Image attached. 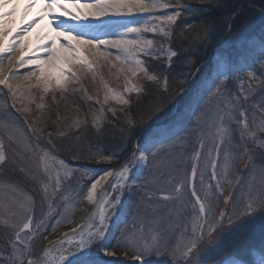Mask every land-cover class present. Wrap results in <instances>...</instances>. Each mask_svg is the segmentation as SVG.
<instances>
[{"label": "rangeland", "instance_id": "obj_1", "mask_svg": "<svg viewBox=\"0 0 264 264\" xmlns=\"http://www.w3.org/2000/svg\"><path fill=\"white\" fill-rule=\"evenodd\" d=\"M165 1L173 3L175 7H167L161 0H140L148 7L143 11L133 9L139 15L155 13L159 16L155 20L156 31L163 36V40L177 19L178 13L172 9L183 6L189 9L193 6L191 0L177 2L179 4L177 0ZM247 10L234 21L238 30L246 25V17L253 13L252 7ZM118 12L125 14L129 11L127 8L117 12L109 10L108 14ZM245 34L251 35L252 32ZM162 39L154 40L155 45L142 37L133 45L122 42L118 56L112 61L105 62L90 56L85 58L87 68H81V64L70 60L68 66L76 75L73 77L71 72L66 71L68 78L61 76L59 84L56 83L54 69L45 64L43 77L41 71L36 74L30 70L33 73L30 77L31 72L18 69L12 75L15 83L11 76L0 73V81H4L0 86L6 91V100L23 116L19 121L8 118L7 114L0 115V133L13 140L15 134H23L30 129L34 136L29 138L22 135L20 144L9 142L8 147L11 148L6 150L0 144V151L5 155V161L0 163V230L6 234L0 240H10L4 242L9 255L0 257L2 264H27L29 260L32 264H62L61 257L65 256L63 249L69 244L76 247V241L84 235L87 226L94 224L95 219L91 218L88 222L87 216L83 215L87 213L82 209L84 202L88 201L90 211L92 209L93 215L97 214L98 204L107 198L116 183H113L115 176L123 170L121 163L129 164V170L136 169L131 168V161L126 158H120L123 159L121 162L115 161L119 152L114 151V146L99 145L98 133L105 128V125L100 127L103 119H106L108 128L119 117L122 121L129 120L128 116L124 118L125 112L141 94H136L134 90L139 86L143 93V81L148 79L144 64L134 55L138 54L140 48L145 52H153L155 48V54L159 55L156 46ZM31 42L36 43L34 40ZM162 55L165 60L162 64L166 65L173 53L166 48ZM222 66L220 72L224 70ZM256 67L264 68V65ZM198 72L199 68L192 75ZM262 77L264 79V72ZM206 81L204 78L202 83ZM207 82L211 83L212 79ZM194 84L190 87L185 85L184 93ZM261 85L254 97L264 104V80ZM76 97H80L81 102H77ZM2 106L0 101V108ZM203 106L205 109H202ZM251 106L248 102L231 99V96L229 101L221 99V92L217 88L209 89L200 107L202 114L211 117L207 120L210 124L197 118L188 132L150 154L153 168L144 183L139 184L133 220L128 225L116 222L120 228L119 235L110 238L105 246L113 252L108 251L110 255L103 253V258L113 260L115 264H208L212 256L204 251L218 243L222 235L230 236L239 231L248 219L264 215V142L258 140V136L264 139V134L260 135L264 127L261 129L258 114ZM160 113L156 110L154 114ZM157 118L153 117L151 121ZM214 120H218L219 124ZM151 121L143 123V127L150 125ZM234 122L237 123L231 134L226 129ZM124 123L134 127L130 121ZM133 129L130 128L131 131ZM88 132L94 136L92 142H89L90 138H84ZM215 133L219 136L216 142L213 137ZM226 135L232 142L230 147L233 152L221 148L222 145L227 146L223 144ZM30 139L31 145L27 143ZM95 143L98 147L94 146ZM75 145L77 151L72 149ZM45 146L61 151L63 148L70 149L75 163L85 160L87 163L82 165L83 169L78 168L77 173L72 164H66L45 151ZM30 149L33 153L28 152ZM113 153L116 156L114 161L113 157H109ZM145 157L135 159L140 162ZM96 165L111 166L112 170L101 175L110 179L100 181L92 189L97 178L89 177L86 166ZM211 175L216 176L213 181ZM128 176L131 186L136 185L137 174L128 173ZM103 184L106 185L102 187ZM90 190L93 193L91 200L88 198ZM127 190L131 189L122 186L113 190L112 201L108 203L105 213L103 235L121 212ZM193 192L197 195L194 196ZM201 203L205 206L204 213L200 212ZM172 218L177 223L182 221L183 227L178 229L180 225L173 224ZM25 223L29 224V228L24 229ZM109 228L113 231V228ZM193 243L196 247L191 253L182 255ZM14 245L17 254L13 257L19 260L10 258L14 254ZM93 249L90 245L86 247L87 258L97 264L98 256L92 254ZM98 251L99 248L95 252ZM201 253L203 259L200 258ZM80 259L78 254H72L63 264H78Z\"/></svg>", "mask_w": 264, "mask_h": 264}, {"label": "trees", "instance_id": "obj_2", "mask_svg": "<svg viewBox=\"0 0 264 264\" xmlns=\"http://www.w3.org/2000/svg\"><path fill=\"white\" fill-rule=\"evenodd\" d=\"M190 2L193 6L188 20L177 25L173 38L170 40V47L176 52L171 67L166 70L159 60L150 61L153 68L155 67L154 73L167 76V87L160 86L159 82L157 84L146 82L144 93L138 96L125 112L124 118L128 116L129 120L122 121L120 117L114 119L112 121L114 124H110V128L107 127L108 124H105V128L98 133L99 145L114 146V151L119 152L118 156L126 153L132 142L138 138L137 135L143 123L167 113L178 101L182 92L185 91L186 82L199 64L205 60L206 55L221 47L224 40L235 36L240 31L234 21L242 17L245 10L252 7L253 13L246 17V25L242 30L258 22L260 14L264 12V0H191ZM234 16L237 17L234 19ZM156 110L161 113L154 114ZM129 121L134 127L124 123ZM130 128L134 129L131 131ZM84 138H90L89 142H92L94 136L88 132ZM94 146H97L96 143ZM72 149L75 150V147ZM63 152L73 154L70 149H64ZM257 222L246 225L232 236H224L222 238L225 242L224 248L237 257H247L244 246L252 245L248 243V240H252V233L256 231L253 226ZM263 227L264 222L259 225L257 231H261Z\"/></svg>", "mask_w": 264, "mask_h": 264}, {"label": "snow or ice", "instance_id": "obj_3", "mask_svg": "<svg viewBox=\"0 0 264 264\" xmlns=\"http://www.w3.org/2000/svg\"><path fill=\"white\" fill-rule=\"evenodd\" d=\"M39 3L42 8L39 12V18L44 19L48 18V27L52 28V30L55 32V36L48 38V37H41L37 36V41L40 42V44L43 47H47L46 45H43V41L45 39H50V42L52 43L53 47L51 48L52 55L49 56L48 60H37L35 63H37L38 66L41 67V77H43V65L45 63H51L53 65V68L56 75V83H60V77L63 76L64 78H68L65 75V72H71L72 76L74 77L76 74L72 72L71 68H69L68 63L66 62L65 58L61 54V52L66 53L67 56L70 58L72 56L79 57L82 55L80 53V48L76 47L74 45H66L62 50H59L56 48V41L61 36H65L69 41L76 40V44L83 46L85 44L89 45L90 47H96L98 45L106 44L107 41L100 40L98 37H89L87 39L80 38L82 37V33L76 32L73 33V30L71 28H63L57 25V27L53 28V24L57 23V18L53 15V12L55 9L58 8H64V11L61 12V15H69L67 12L66 7L64 6V0H25V3L23 4V13L21 14V20H23V17L28 14L29 9L36 6V4ZM5 5H10V11L4 12L2 9ZM75 6V5H73ZM20 7L19 0H0V60L4 58L3 54L10 53L13 50L14 44L17 42L15 38L9 39V37H12L13 32L17 31V26L15 25L14 20L9 19V17H12L13 13H15L18 8ZM80 7L91 10V15L94 18L102 17L106 14L107 9L112 10H122L124 8H127L129 12H132L133 9L139 8L141 11L145 10L148 6L146 4H143L140 2V0H96V3L93 4H83L80 5ZM85 21H87V13L81 14ZM73 20H76L77 23H80V18L76 15H72L71 17ZM171 19V17H169ZM36 21L33 20L32 22L28 23L27 26L23 29H20L24 33H28L29 29L32 28L33 24H35ZM91 25V21H87L84 24V27H89ZM133 31H137V29H133ZM24 40H27V35L24 36ZM5 41H8L5 43ZM124 43H130V42H124ZM151 43V41H149ZM119 46V45H117ZM127 47H125V51H127ZM23 52H21V56L19 57L20 61L23 62ZM175 55V53H173ZM77 62H80L79 60ZM135 75V72L133 73ZM149 79H153V77H149ZM0 83H4V81H0ZM108 157H105L107 159ZM5 161V155L2 151H0V163H3ZM129 169L125 166L122 172L120 173L122 176L127 173ZM100 183L99 180L95 181L92 184V189H95L97 185ZM193 195H197L195 192H193ZM93 193L90 190L88 193L89 200L92 199ZM197 199H199L197 197ZM200 212H205V206L203 203L200 204ZM104 215L101 213V225L103 224ZM24 229L29 228V224L25 223L23 225ZM75 231V230H74ZM99 233L101 235V238H103V232L100 228L95 229V231H90L87 236L81 235L80 240L76 244V254H78L81 259L78 261V264H93L92 261H90L87 256L86 251V245L88 241H91L92 238ZM19 233H17V240H19ZM196 247L195 243L192 244V247L188 249L186 253H182V255H189L191 251ZM106 251V249H105ZM110 255V253H107ZM175 258V254H174ZM67 259V256H62L61 261L63 264V261ZM0 264H2V261H0ZM27 264H32V261L29 260Z\"/></svg>", "mask_w": 264, "mask_h": 264}, {"label": "bare ground", "instance_id": "obj_4", "mask_svg": "<svg viewBox=\"0 0 264 264\" xmlns=\"http://www.w3.org/2000/svg\"><path fill=\"white\" fill-rule=\"evenodd\" d=\"M24 3H25V0H20L19 2L20 7L18 8L14 16L12 17V20H14L15 25L20 27V29L25 28L28 23L38 18L39 17L38 14L42 8L40 4H36L35 7L29 9L28 14L23 17V20H21V14L23 13ZM93 3H96V0H91V1H88L87 3H84L83 1L80 3H76V4L70 3L67 6L64 5L69 15H61L60 11H64V8L55 9L53 12V15L56 18H58L59 16H64L65 23H62L63 28H71L73 30V33H76V32H79L78 30L79 26H83L84 29L81 30L80 33L88 34V36H91L92 35L91 33H94V35H96L100 40L107 41V43L98 45L96 47H90L87 44L80 46L76 44V40L69 41L65 36H61L56 41L55 46L57 49L62 50L66 45H74L76 47H79L80 51L82 48H86L87 54L89 56H91L94 53L99 60L103 56L115 54L117 52V45L121 43L122 40L126 36H131V34L129 32H126L125 30L127 25L129 24V21H128V18L125 17L124 15L120 13L117 15L106 13L102 17L94 18L91 15V10L80 7V5H83V4H93ZM107 10H112V9H107ZM83 13H87V21H91V25L89 27H84V24L87 21H85L84 17L81 15ZM72 15H76L80 18L79 24L77 23L76 20H73L71 18ZM45 19H48V18H45ZM56 24H58V22ZM47 25H48V21L40 22L36 26V28L31 29L26 34H23L22 37L20 38L21 43L18 49L15 48L16 53L13 56V58L8 61H3V60L0 61V72H4L3 74L5 76L7 75L11 76V79H13L12 75L16 74L15 71L17 70L18 67H20V65H18L21 63L19 59V55L21 54V52H25V51L26 52L28 51V53L30 54L32 53L36 55V57H32V58H37L34 61H30L24 64L26 70H30L32 67L38 66L37 63H35V61L37 60L47 61L49 56L52 55L50 50L53 47V45L50 42V39H45L43 41V45L47 46L46 48L43 47L40 44V42L37 41V36L48 37V38L55 36V32H51L50 29L52 28H49ZM54 26L55 24H53L52 27L54 28ZM25 35H27L26 41L24 40ZM82 37H87V36H82ZM32 38L36 39V43L31 42ZM80 53L82 54L83 52H80ZM61 54L64 56L63 52H61ZM66 62L70 63V59L67 58ZM45 65L49 68H53V65L51 63H45ZM14 81L15 79H13L12 82L15 83ZM103 180H107V178L104 177Z\"/></svg>", "mask_w": 264, "mask_h": 264}]
</instances>
